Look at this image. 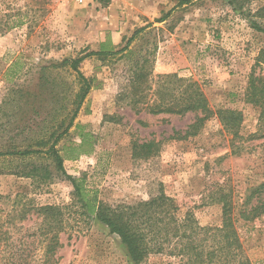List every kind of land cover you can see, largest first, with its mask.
<instances>
[{
    "label": "rangeland",
    "instance_id": "obj_1",
    "mask_svg": "<svg viewBox=\"0 0 264 264\" xmlns=\"http://www.w3.org/2000/svg\"><path fill=\"white\" fill-rule=\"evenodd\" d=\"M178 2L154 0L147 12L119 15V23L111 24L106 19L124 12L117 6L116 13H110L112 0L84 5L0 0V145L12 141L24 146L26 136L37 139L50 125L44 112L39 117L29 112L25 116L32 118L30 131L17 127L19 117L15 121L10 106V101H20L16 90L36 93L40 77L66 89L58 91L76 89L69 68L42 71L41 67L97 52L106 41L120 51L141 31L123 53L90 56L81 62L80 71L92 80V89L73 127L57 145L64 171L111 207L134 206L163 190L176 202L180 217L189 212L201 227L219 228V195H231L239 209L264 173V139L252 137L258 131L259 110L245 99L251 71L264 76V31L251 26L258 21L264 28V0L242 11H234L225 0H192L182 6ZM258 10L263 18L255 16ZM134 73L146 76L140 80L144 90L136 93L130 84ZM165 76L172 82L176 76L196 83L212 110L240 112L242 139L233 142L215 117L196 136L174 138L175 132L183 133L193 123V114L153 115L143 110ZM138 97L144 99L133 107ZM149 142L155 143V154L132 159L133 145ZM33 160L48 165L52 174L39 187L28 178L0 175L5 259L41 262L44 239L39 235L42 216L37 209L56 206L64 212L58 234L61 247L54 256L57 264H134L119 238L104 225L92 219L74 221L72 184L57 173L51 160ZM17 163L0 159V171ZM235 227L252 264H264V216L252 222L237 219ZM144 264H179V260L151 255Z\"/></svg>",
    "mask_w": 264,
    "mask_h": 264
},
{
    "label": "trees",
    "instance_id": "obj_2",
    "mask_svg": "<svg viewBox=\"0 0 264 264\" xmlns=\"http://www.w3.org/2000/svg\"><path fill=\"white\" fill-rule=\"evenodd\" d=\"M101 1V0H98ZM192 0H179L178 5H186ZM234 11H242L246 5L256 0H225ZM261 11V10H260ZM258 10L256 17L263 18ZM251 26L258 32L264 31L261 23L253 21ZM141 31H136L129 39L124 49L114 51L109 42H103L97 52L86 54L77 59H65L57 65L41 67L40 70L63 68L75 74L76 89L63 92V85H58L47 78L40 77L36 93H26L16 90L20 101H10L15 112L12 117H19L15 122L17 127L22 126V131H30L29 112L41 116L44 112L49 116L48 128L44 127L42 136L37 139L24 138L22 146L12 141H5L0 145V159L6 162L18 161L12 168L7 167L0 171V175H14L32 180V185L39 187L51 179L52 174L46 164H36L33 159L51 160L57 173L64 175L72 184L75 199L74 205L77 220H96L104 225L110 232L117 236L134 264H144L151 255H168L179 260V264H252L245 255L242 243L235 227V222L240 219L252 222L264 216V173L262 182L249 189L248 194L239 206L233 203L231 195L222 193L217 202L222 206V224L219 228L201 227L193 215L187 212L179 216V207L176 202L167 196L163 190L146 201L134 206L111 207L98 200L95 192L85 189L83 182L66 175L63 168V158L57 148L58 143L73 127L75 118L92 89V80L86 78L80 71L81 62L90 56L111 57L127 50L129 44ZM259 62V60H257ZM259 64V63H257ZM146 77L134 73L130 84L133 92L142 91V82ZM176 82L168 77H160L153 89L151 97L143 110L150 114H174L184 116L193 114L194 121L182 132H175L174 138L186 140L196 136L204 124L212 118H217L225 132L232 136V141L241 140L240 127L243 121L242 114L235 110H212L209 102L198 85L189 80H181L174 76ZM246 89V102L257 107L258 131L253 138L264 139V76L255 74L252 70ZM62 89L61 91H58ZM144 90V89H143ZM147 90H150L148 88ZM144 97H138L132 102L133 107ZM56 116V118H55ZM36 120V119H34ZM45 129V130H44ZM26 139V140H25ZM22 142V143H23ZM264 144V142H263ZM132 159H148L156 152L155 143L134 144ZM8 166V165H7ZM236 208L238 209L235 213ZM37 212L42 216L39 235L44 239L42 258L39 264H57L54 256L61 247L58 234L63 230V209L56 206L39 207ZM7 234L0 224V264H19L18 261H7L5 253Z\"/></svg>",
    "mask_w": 264,
    "mask_h": 264
},
{
    "label": "crops",
    "instance_id": "obj_3",
    "mask_svg": "<svg viewBox=\"0 0 264 264\" xmlns=\"http://www.w3.org/2000/svg\"><path fill=\"white\" fill-rule=\"evenodd\" d=\"M154 0H112V3L110 5L111 12L114 11L116 13V8L120 7L121 10H123V13H117L116 19H113L110 17L109 19H106L107 22H110L111 24L119 23V15H133V11L135 14H139L142 11L147 12L148 6L152 4ZM118 6V7H117ZM113 35H117V33L112 32ZM112 38H115V36H112Z\"/></svg>",
    "mask_w": 264,
    "mask_h": 264
},
{
    "label": "built area",
    "instance_id": "obj_4",
    "mask_svg": "<svg viewBox=\"0 0 264 264\" xmlns=\"http://www.w3.org/2000/svg\"><path fill=\"white\" fill-rule=\"evenodd\" d=\"M58 4H75V5H84L86 2L90 1H98V0H51Z\"/></svg>",
    "mask_w": 264,
    "mask_h": 264
}]
</instances>
